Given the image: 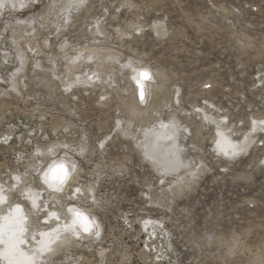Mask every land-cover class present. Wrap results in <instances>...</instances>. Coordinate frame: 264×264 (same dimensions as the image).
Listing matches in <instances>:
<instances>
[{"label":"rangeland","instance_id":"obj_1","mask_svg":"<svg viewBox=\"0 0 264 264\" xmlns=\"http://www.w3.org/2000/svg\"><path fill=\"white\" fill-rule=\"evenodd\" d=\"M103 59L109 74L95 73ZM135 66L162 73L146 100L133 97L147 88ZM130 97L141 116L127 109ZM172 112L175 170V160L157 167L142 151L146 130ZM218 116L264 141V122L253 124L264 117V0H0V182L28 163L35 174L58 139L87 148L71 160L81 167L75 183L100 175L104 205L89 208L100 235L64 245L58 236L55 264H264V145L230 158L215 151ZM148 216L164 221V243L147 241L139 221Z\"/></svg>","mask_w":264,"mask_h":264},{"label":"bare ground","instance_id":"obj_2","mask_svg":"<svg viewBox=\"0 0 264 264\" xmlns=\"http://www.w3.org/2000/svg\"><path fill=\"white\" fill-rule=\"evenodd\" d=\"M110 54H112L113 57H118V55L112 51L101 53L104 59L110 57ZM104 59L103 64L101 63L99 66H96V71L94 70L95 73H107V67H111L109 62ZM133 70L134 71L130 73L133 75L134 81L138 82L141 86L145 85L147 88L141 89L140 96H138V93L134 96L133 92L135 93V91L132 89V95L140 101L146 100L151 90L155 89L154 86H158L156 89L160 86V84H157L158 81L155 83L156 85L151 84L152 79L154 80L158 74L162 75V73L158 70L153 71L148 67L139 66H135ZM145 73L148 74L147 77L143 75ZM133 97H130L128 100L126 104L127 109H129L133 116H141L140 114L143 113L142 111H144V109L138 105L136 102L137 100H134ZM150 100H152V98ZM148 105L147 108L153 106V100L150 101ZM177 117L178 116L172 112L167 118L158 121L160 123H158V127L156 126L155 129L153 127V129L146 130L144 135L146 139L142 151L143 153L145 152V155H147L149 160H152L157 167L162 166L166 160L168 164H172V161L175 160L176 164L172 165L173 170H175L179 165V160H183L180 157V151L178 149L180 144H177V140L180 139V136L175 132ZM200 118L202 117L200 116ZM212 120V130L214 133L212 140L215 151H223L229 158L232 157V155L237 156L241 149H248V145L250 144L251 146V143H253L257 137L256 132L252 134L251 132L247 133L246 130H243L242 134L239 135L238 133L241 128L237 127V123L232 124L228 122L229 120H226L225 117H213ZM253 120V124L257 125L258 122H264L261 121L264 120V117L260 118L259 116L253 118ZM128 126H130V123ZM262 128L264 129V123ZM141 130L143 131V129ZM79 139H77L79 146L77 145L78 147L75 148H71V143L66 141L61 142L58 141L59 139L53 142L51 141V143H48L44 148V152L41 153V157L45 158L48 156L46 159H50L47 160L48 163L40 167L37 166L35 174H32L34 169L31 170V165L33 164L30 165V163H28L26 171L13 173L14 182L12 180V182L8 183L0 182V264H36L39 259H44V256L47 257L45 260L48 261V263L45 264H55V259H52V257L56 255V249H59L58 244L62 245L59 241L53 243L58 236L60 240L64 242V245L67 241L74 240V237L79 236V233L83 234L80 238L86 236L85 228H87V231H90V234L93 233V237L100 235V225L95 219L96 215L91 211V207L94 205L97 206L98 201H100L101 206L104 205L102 199L94 194L95 185L100 175L98 174L95 177H91L88 179L89 182L86 181L85 184L83 182L75 183L82 180L80 172L77 171L81 167L78 168V164L74 162L73 166L71 160L75 161V158L78 157L76 155L83 157V159L87 156L85 153L87 148L82 140ZM260 140L262 141V145H264L263 139L259 138L255 140V143L257 144ZM62 144L66 145L60 149L59 146ZM254 146H258V144ZM49 150L51 152H49ZM70 173L73 175L71 176ZM192 176L194 177L195 175L192 174ZM178 178H181L179 174L175 177H171L173 185L177 183L176 179ZM184 179L188 180L189 177H182V181L174 186L175 190L181 187L182 184L187 185ZM71 180L73 181L72 185L69 183ZM164 188L166 189V187ZM73 191L77 192L74 197L70 195ZM13 193H18L20 200L14 199ZM60 195L65 199L67 196L71 197L73 202L58 201ZM81 201L86 203V205L87 203L91 204L87 205V208L81 204ZM30 205L33 207V210L29 207ZM87 212L91 215H88ZM128 220L130 223L134 222V220L126 217V221ZM163 222L162 218H153L150 216L142 218L141 222L139 221V223L142 224L141 227L145 230V235L149 238L147 241H151L154 237L155 243L158 242V240L164 243L168 234L164 231ZM147 224L152 225L150 229H147ZM70 242L69 244H71ZM103 252H99L101 257L103 256L102 254H104ZM164 253L170 255L171 259L173 258L172 252L169 253L165 246ZM64 258L68 259V256ZM59 260H61V258H59ZM84 260H86L85 256L80 257L79 264H84Z\"/></svg>","mask_w":264,"mask_h":264},{"label":"snow or ice","instance_id":"obj_3","mask_svg":"<svg viewBox=\"0 0 264 264\" xmlns=\"http://www.w3.org/2000/svg\"><path fill=\"white\" fill-rule=\"evenodd\" d=\"M22 6H23V5H22ZM143 75H144L145 77H147V75H148V74H147V73H145V74H143ZM85 231H87V228H85Z\"/></svg>","mask_w":264,"mask_h":264}]
</instances>
